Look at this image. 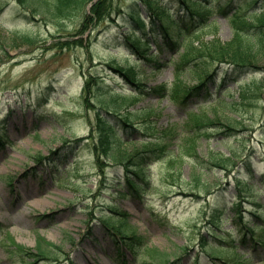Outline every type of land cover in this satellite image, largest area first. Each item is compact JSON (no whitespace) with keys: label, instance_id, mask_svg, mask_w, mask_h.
<instances>
[{"label":"rangeland","instance_id":"obj_1","mask_svg":"<svg viewBox=\"0 0 264 264\" xmlns=\"http://www.w3.org/2000/svg\"><path fill=\"white\" fill-rule=\"evenodd\" d=\"M114 2L110 18L79 32L82 10L66 19L48 13L23 16L16 1L0 0V264H171L168 261L178 256V264H241L247 258H251L250 264H264V245L254 248L249 242L235 247L242 224L233 219L232 208L235 199L242 201L244 211L259 204L253 213H244L248 225L264 227V55L253 66L256 71L245 72L241 78L232 77L230 72L218 78L211 76L200 85L198 97L188 100L189 94L184 97V91L176 101L163 98L151 88L173 81L178 53L161 55L162 62L173 57L162 69L139 59L127 41L129 27L118 17V8L132 0ZM232 3L228 15L217 13L212 17L221 42L232 37L229 16L258 9L245 0ZM214 33L208 27L193 37L187 51L192 66L199 64L195 56L201 46L210 43ZM157 51L154 46L147 55ZM117 64L138 71L141 89L122 77L121 71L110 68ZM205 75L198 70L181 78L185 84L195 86ZM89 76L92 84L84 91ZM224 83L227 92L222 91ZM207 92L216 101H207ZM121 94L131 98H120ZM105 97L112 104L108 108L100 103ZM116 106L117 116L111 117L109 108ZM191 108L205 113L204 123L218 130L201 126L204 129L194 142V151L185 149L187 154L182 157L177 150L188 146L181 145L187 137L183 135L172 139L170 151L161 160L147 157L149 191L141 196L118 194V180L119 176L124 178V169L113 165L107 168L108 186L99 185L92 144L88 139L79 141L81 137H97L92 132L97 116L114 120L125 139L123 147L129 152L143 145L140 140L130 142V138L157 136L175 126L182 128ZM130 113L134 125L140 127L132 133L134 137L128 138L132 136L131 128L121 120ZM228 123L236 131L229 129ZM110 137L116 143L120 138ZM213 154L231 156L234 170L227 175L213 161H207ZM44 155L49 159L39 160ZM170 160L176 168L167 164ZM198 162L207 166L208 171L202 175L193 168ZM237 174L246 182L245 192L236 186ZM247 198L254 205L248 204ZM213 209L219 211L213 213ZM114 212L126 213L136 237L131 235L120 242L104 225L102 216ZM211 219L216 222L213 226ZM218 225L224 233H232L229 238L220 241L213 237L210 228L214 230ZM261 234L264 229L258 227L257 235ZM38 235L60 245L61 249L55 250L61 261L43 260L36 255ZM234 238L237 241L231 244ZM140 242L143 245L133 252L130 244ZM207 242L229 245L233 250L215 258L204 248ZM156 253L161 257L157 258Z\"/></svg>","mask_w":264,"mask_h":264},{"label":"trees","instance_id":"obj_2","mask_svg":"<svg viewBox=\"0 0 264 264\" xmlns=\"http://www.w3.org/2000/svg\"><path fill=\"white\" fill-rule=\"evenodd\" d=\"M9 1V0H8ZM16 1L18 12L23 16H29L30 13L35 15H49L58 14L61 15L63 19L69 18L75 11L82 10V28L79 32H83L91 24L103 23L106 18H110L114 10V0H14ZM175 1V3H174ZM132 0L125 6H121L119 9V15H122L124 24L129 25L130 32L127 33V40L130 45L135 48L136 52L144 55L147 48H142L143 45L151 46L149 39L146 40L147 34L150 33L154 40H157L159 36L163 37V43L161 45L169 49L179 50L180 47H186V53L182 54L183 57L176 67V73L179 77L180 73L185 71L197 72L198 70L202 71V74H206L208 65H213L220 63V61H226L232 63L235 67H247L254 68L255 63H258L261 60V57L264 55V12L258 13L255 8L253 11L243 10L237 14H233L230 17L232 25L234 27V33L230 40L226 42H221L217 36H214L210 43L201 46V50L195 56V60H198L199 64L192 66L191 56L188 55L187 51L190 50V45L194 42L192 36L198 33L203 28L210 27L211 22L209 21L210 16L215 11L227 14L230 8L234 5L233 0ZM232 1V2H231ZM251 6L256 4L264 5V0H245ZM89 10L86 6L90 3ZM200 3L199 6H191V3ZM248 11V12H247ZM146 13V16L144 15ZM53 15V16H54ZM228 15V14H227ZM114 20V19H113ZM148 27L150 28L148 31ZM247 27L248 30L243 28ZM174 30V32H172ZM249 31V32H245ZM142 32L135 39H132V33ZM28 41H33L32 38H27ZM67 45H70L69 42H66ZM162 46H160V49ZM156 57L149 56L146 59L149 61L156 60ZM209 66V67H210ZM113 69H117L123 72L126 77L130 80L137 79V72L132 67L125 66H111ZM161 67V65H159ZM207 76V75H206ZM208 77V76H207ZM205 77L201 84H205ZM91 78V77H90ZM86 80L85 90L92 84L89 80ZM200 84V85H201ZM200 86H195L191 89H187L185 86H182L179 82L174 83L173 86L169 89V93H173L174 97H177L179 93L184 92L186 95H191L200 89ZM155 91L159 93H165L167 90L166 84L160 85L159 88H154ZM165 91V92H164ZM103 104L110 106L109 103L103 101ZM104 106V105H103ZM127 119H132L131 116H127ZM110 121V120H109ZM107 119H101V116L98 117V125L101 127L100 138L98 145L101 151L105 152L108 157L112 160L120 161L122 163H127L129 165L137 159L138 156L142 153L141 150L135 149L134 151L127 152L122 148L112 147V139L110 137V130L106 129V122L111 125ZM193 124L197 125L194 119L192 120ZM190 130V127L187 126ZM103 128V129H102ZM232 129V128H231ZM197 133V131H196ZM189 136L187 141L191 142L195 140V134ZM166 135V134H164ZM164 140V138H161ZM155 148H158V152H164L166 149V144L160 142H155L153 146V151ZM144 151L150 152V148L143 149ZM99 160V159H98ZM211 160L215 166H221L225 169H228V163L231 161L229 158H221L218 155H211ZM139 165V164H138ZM140 168L137 166L135 169ZM130 187L136 189V186H140L136 182L129 179ZM107 222L111 220H106ZM117 221V220H115ZM122 222V223H121ZM119 226H114L122 235V238H125L126 234H130V228L126 220H122ZM113 224V223H112ZM114 225V224H113ZM264 229L262 225L251 226L245 223V226L241 229L239 233V241L242 243L249 242V239H256L261 241L264 237H256L257 228ZM124 234V235H123ZM214 236L220 237L221 233H214ZM224 237V236H222ZM228 235L227 238H229ZM237 239L234 238L231 242L233 243ZM228 248V247H227ZM207 251L211 252L214 255H221L225 249L223 244H216L214 242H208ZM38 254L42 256H50L53 254V247L51 244L44 241V238L39 236V244L37 249ZM163 256L166 255L162 253ZM158 257H161L157 255ZM157 257V258H158ZM161 259V258H160ZM167 259V258H166ZM243 264L247 262L243 261Z\"/></svg>","mask_w":264,"mask_h":264}]
</instances>
